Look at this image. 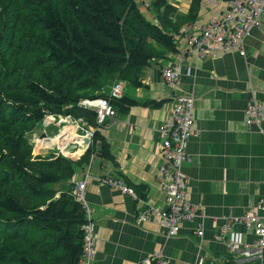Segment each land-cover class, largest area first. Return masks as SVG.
Wrapping results in <instances>:
<instances>
[{
  "label": "trees",
  "instance_id": "16d2710c",
  "mask_svg": "<svg viewBox=\"0 0 264 264\" xmlns=\"http://www.w3.org/2000/svg\"><path fill=\"white\" fill-rule=\"evenodd\" d=\"M201 1L175 19L168 1L154 4L153 22L137 0H0V264H79L86 219L72 178L97 148L115 159L95 111L78 102L107 98L116 81L141 86L144 67L177 51L179 28ZM109 102L119 112L164 103L124 94ZM47 114L94 129L77 159L32 153L31 134ZM127 184L145 197V185Z\"/></svg>",
  "mask_w": 264,
  "mask_h": 264
},
{
  "label": "crops",
  "instance_id": "0c3cea01",
  "mask_svg": "<svg viewBox=\"0 0 264 264\" xmlns=\"http://www.w3.org/2000/svg\"><path fill=\"white\" fill-rule=\"evenodd\" d=\"M168 3L176 7L175 19L187 13L190 0ZM224 7L221 0H202L197 18L181 24L176 52H166L164 58L144 67L141 86L120 81L124 95L164 103L156 108L136 105L126 112L116 111L112 119L106 118L100 126L115 162L101 157L102 163L91 162L88 170L84 198L94 226L91 264H151L149 258L153 253H160L165 264H191L199 259L203 264H251L259 260L254 247L256 237L242 224L231 225L232 230L242 233V243L235 251L213 235L228 216L253 211L264 196V17L246 37L244 56L232 51L196 62L193 54L186 51L182 32L195 31L209 17L222 13ZM168 65L179 69L180 90L192 91L195 97V133L186 148L191 159L183 163L182 172L187 179V199L198 205L202 213L182 222L178 234L169 237L156 216L136 222L137 214L146 205H165L157 179L161 164L157 127L173 107V89L161 75V69ZM252 98L263 104V111L259 125L248 126L245 111ZM43 124L40 135L44 133L43 138L51 141L55 139L48 135L47 128L64 125L57 121ZM67 124L71 129L75 127L74 134L83 135L76 125ZM64 131L73 136L70 128H62L61 133ZM40 135L36 137L41 139ZM80 138L74 137L65 150L59 149L63 150L61 154L71 159L81 156L86 143L85 138ZM46 140L37 148H46ZM86 165L76 168L72 178L75 184L83 179ZM104 176L121 178L126 185H145V197L134 198L118 188L100 184L97 177ZM197 228L203 230L201 237L194 233Z\"/></svg>",
  "mask_w": 264,
  "mask_h": 264
},
{
  "label": "built area",
  "instance_id": "2783aa9c",
  "mask_svg": "<svg viewBox=\"0 0 264 264\" xmlns=\"http://www.w3.org/2000/svg\"><path fill=\"white\" fill-rule=\"evenodd\" d=\"M214 3V0H207ZM225 7L222 13L211 16L199 28L193 32L182 31L187 45L186 51L193 54L197 62L204 57H215L218 54L235 51L239 55H245L246 37L252 28L261 24L264 17V0H221ZM142 2L147 3L146 0ZM161 75L165 83L173 89V107L170 115L161 123L157 130L161 136L158 152L161 164L158 168L157 179L164 195V207L158 208L146 205L145 209L136 216V222H144L150 216H156L165 230V234L174 236L178 234L180 225L184 221L192 220L202 215L199 206L187 199V179L182 172L184 162L190 161V155L186 148L190 137L195 133L194 109L195 97L192 91L185 92L179 88V69L176 65H168L161 69ZM122 95V85L116 81L110 87L108 97L85 98L78 105L92 109L96 113V123L101 126L106 118H113L116 110L110 104V98H118ZM263 111V104L254 98L250 100L245 111L246 125H259ZM57 117V118H56ZM59 121L75 124L80 129L83 138H90L94 129L88 128L81 118H73L71 115L47 114L44 121ZM64 136V135H63ZM36 136L33 139L36 145ZM45 139V138H41ZM64 141L59 142L63 145ZM89 144V143H88ZM86 144V147L87 145ZM65 146V145H64ZM86 149V148H85ZM93 157V156H92ZM92 157L87 163L82 180L76 183L74 195L82 205L85 212L83 252L79 264H91L94 256V226L91 218V209L84 198V190L89 177V166ZM100 184L118 188L134 198L137 197L133 188L126 185L118 177H97ZM233 223H239L255 237L254 247L260 264H264V196L261 197L256 207L251 212H243L240 215H230L219 226L213 237L225 240L230 251H235L242 243V233L231 228ZM194 233L201 237L203 230L195 229ZM149 261L151 264H165L166 260L160 253H153ZM191 264H203L202 259Z\"/></svg>",
  "mask_w": 264,
  "mask_h": 264
},
{
  "label": "rangeland",
  "instance_id": "374dc122",
  "mask_svg": "<svg viewBox=\"0 0 264 264\" xmlns=\"http://www.w3.org/2000/svg\"><path fill=\"white\" fill-rule=\"evenodd\" d=\"M147 1V5L148 6H146L143 2H142V0H137V3H138V5H139V7H140V10H141V12L145 15V17L147 18V19H149L150 21H153V22H157V18H156V9L154 8V4H155V1L156 0H146ZM167 1H174V0H167ZM175 1H179V3L181 2V1H184V0H175ZM186 1V0H185ZM156 5V4H155ZM126 85H128V84H126ZM129 87H133V86H131V85H128ZM53 115H58V114H53ZM61 115V114H60ZM65 116V115H64ZM57 118V117H56ZM46 121H50L51 122V120H46ZM45 121V122H46ZM54 122V121H53ZM58 123H64V122H59V121H57ZM44 123V119H43V121L42 122H40V123H38L37 124V126H36V128H35V130L32 132V134H31V141L33 142V139H34V137L35 136H39L40 135V133H41V131H40V129L42 128V126L44 125L43 124ZM62 125V124H61ZM65 125H68L67 123H64V125H62L60 128L59 127H56L55 129H53V128H47V133H48V135H50V137L51 138H54V137H57V136H59V135H64L65 134V132L66 131H64L63 133H61V130H62V128L64 129V130H66V129H68V127L67 126H65ZM75 125V124H74ZM65 126V127H64ZM74 127V126H73ZM75 128V127H74ZM73 128V129H74ZM61 129V130H60ZM73 129H71V135H73L74 134V132H73ZM60 130V131H59ZM60 132V133H59ZM59 133V134H58ZM80 133H81V130H80ZM57 134V135H56ZM68 135V134H67ZM67 139V141H64L62 144L63 145H59L58 143H57V141H55V140H46V143H47V147L46 148H44V149H38L37 148V146L34 144L33 145V151H32V153L34 154V155H36V154H41V155H45V154H47L49 151H54V152H57V153H63V150H59V149H64L65 150V146L64 145H66L67 143H69L70 141H71V138L72 137H69V135L67 136V137H62V140L61 141H63L64 139ZM65 139V140H66ZM45 140V139H44ZM60 141V142H61ZM34 143V142H33ZM67 146V145H66ZM40 148H42V147H40ZM54 149V150H53ZM66 149H67V147H66ZM68 150V149H67ZM66 152V151H65Z\"/></svg>",
  "mask_w": 264,
  "mask_h": 264
},
{
  "label": "water",
  "instance_id": "95a60500",
  "mask_svg": "<svg viewBox=\"0 0 264 264\" xmlns=\"http://www.w3.org/2000/svg\"><path fill=\"white\" fill-rule=\"evenodd\" d=\"M165 0H156L155 1V4H159L160 2H164ZM41 138L45 136L44 133H42L41 135ZM85 143L88 144L90 143V138H85ZM92 162L97 164V165H100L102 163V158H101V155H100V149L97 148L96 152L94 153L93 157H92Z\"/></svg>",
  "mask_w": 264,
  "mask_h": 264
},
{
  "label": "bare ground",
  "instance_id": "6f19581e",
  "mask_svg": "<svg viewBox=\"0 0 264 264\" xmlns=\"http://www.w3.org/2000/svg\"><path fill=\"white\" fill-rule=\"evenodd\" d=\"M62 115V114H61ZM68 128H70V130H71V126L70 127H68ZM67 133H65L64 135H66ZM62 137H64L62 134L61 135H59V136H57V137H54V139L55 140H57V141H59V140H62ZM74 137H76V134H73V136H72V138H71V140H73L74 139ZM66 139V138H65ZM63 140V141H67V139L66 140ZM46 140V139H45ZM47 140H49V139H47ZM78 140V139H77ZM43 141L44 140H42V139H39V140H37V144H36V146H42L41 144L43 143Z\"/></svg>",
  "mask_w": 264,
  "mask_h": 264
}]
</instances>
